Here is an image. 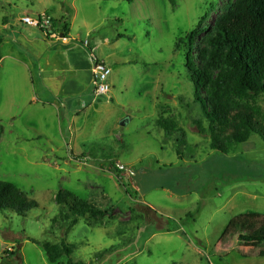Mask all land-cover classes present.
<instances>
[{"label":"rangeland","instance_id":"obj_1","mask_svg":"<svg viewBox=\"0 0 264 264\" xmlns=\"http://www.w3.org/2000/svg\"><path fill=\"white\" fill-rule=\"evenodd\" d=\"M234 1L0 0V180L37 203L0 210V264H57L31 239L70 244L76 264H264L260 246L220 243L236 215L264 214V140L212 149L186 67L188 33L200 66ZM44 12L111 68L108 96L39 100L50 98L19 39L42 37L21 18ZM250 103L264 116V94ZM59 191L108 212L74 223Z\"/></svg>","mask_w":264,"mask_h":264},{"label":"trees","instance_id":"obj_2","mask_svg":"<svg viewBox=\"0 0 264 264\" xmlns=\"http://www.w3.org/2000/svg\"><path fill=\"white\" fill-rule=\"evenodd\" d=\"M132 2L133 0H124ZM38 15L48 16L47 13ZM51 27L44 31L37 28L45 39L58 36L57 20L51 18ZM67 37L68 25L61 29ZM195 31L187 35L189 52L193 50ZM2 38L0 37V42ZM209 48H203L202 63L198 66L192 54H186V67L191 71L195 98L200 102L211 134L212 149L227 153L234 144L246 142L252 134L264 140V116L250 100L264 94V0H235L214 22ZM91 54L92 49L88 48ZM206 90L205 95L202 90ZM158 125L169 133L175 124L160 118ZM175 128V127H174ZM117 172L122 169L116 167ZM119 178V177H118ZM55 201L67 207L73 222L78 218H94L108 212V208L74 197L70 191H59ZM37 203L29 199L12 182L0 180V210H11L23 215ZM232 237L239 241L260 246L259 256H264V214L250 212L236 215L224 228L220 243L227 245ZM50 263L76 264L70 259L72 246L68 243L38 242ZM14 253L13 251L11 252Z\"/></svg>","mask_w":264,"mask_h":264},{"label":"crops","instance_id":"obj_3","mask_svg":"<svg viewBox=\"0 0 264 264\" xmlns=\"http://www.w3.org/2000/svg\"><path fill=\"white\" fill-rule=\"evenodd\" d=\"M41 32V31H40ZM42 33V32H41ZM62 34L51 39L42 37L20 38L19 45L24 48L25 54L33 59L31 66L38 70V76L44 94L50 99H39L43 104L56 107H65L64 102L71 101L76 96H83L90 91L92 98V56L103 60L91 47L76 42L73 37ZM88 48L92 49L90 54ZM29 68V66H28Z\"/></svg>","mask_w":264,"mask_h":264},{"label":"built area","instance_id":"obj_4","mask_svg":"<svg viewBox=\"0 0 264 264\" xmlns=\"http://www.w3.org/2000/svg\"><path fill=\"white\" fill-rule=\"evenodd\" d=\"M21 22L27 26L41 28L44 31L48 30L52 25L50 17L43 15L32 16L27 14L21 18ZM88 44L89 42L87 40L83 41L84 46L87 47ZM92 61H93V68H92L93 94L95 96H108L110 91L108 77L110 75L111 68L103 60H100L95 56H92Z\"/></svg>","mask_w":264,"mask_h":264}]
</instances>
